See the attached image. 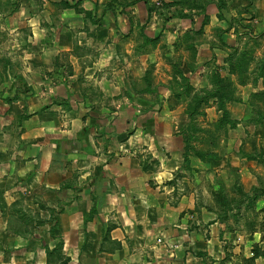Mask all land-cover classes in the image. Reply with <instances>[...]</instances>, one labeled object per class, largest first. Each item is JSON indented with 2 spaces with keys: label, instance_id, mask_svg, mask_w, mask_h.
<instances>
[{
  "label": "crops",
  "instance_id": "0c3cea01",
  "mask_svg": "<svg viewBox=\"0 0 264 264\" xmlns=\"http://www.w3.org/2000/svg\"><path fill=\"white\" fill-rule=\"evenodd\" d=\"M93 1L83 0L84 8ZM225 2L194 0L181 15L169 13L163 26L170 29L163 32L174 39L201 33L204 42H191L194 68L181 72L193 86L207 77L203 90L215 88L214 76L231 77L237 99L222 100L230 114L232 103L262 102L264 0H239L235 10ZM138 3L145 14V4ZM44 6V18L37 17L33 0H16L11 19L0 10V264H264V209L243 204L224 212L221 206L227 201L223 172L236 175L235 191L259 186L264 136L249 134L254 149H231L230 129L238 135L241 125L231 113L235 125L221 126L219 151L194 147L203 156L189 151L184 160L172 108L170 114H125L133 104L127 98L117 116H88L76 96L84 93L81 81L115 76L106 65L124 56L73 52L87 38L80 31L76 36L75 23L98 22H76L69 8ZM54 12L56 20L49 15ZM118 20L105 27L127 32ZM109 44L116 46L115 39ZM155 60V71H163L165 60ZM204 61L213 63L210 70ZM248 86L254 89L249 96ZM143 90L159 98L143 101L149 106L165 107L172 99L164 83ZM218 103L208 102L204 110ZM215 189L223 190L222 200Z\"/></svg>",
  "mask_w": 264,
  "mask_h": 264
},
{
  "label": "rangeland",
  "instance_id": "374dc122",
  "mask_svg": "<svg viewBox=\"0 0 264 264\" xmlns=\"http://www.w3.org/2000/svg\"><path fill=\"white\" fill-rule=\"evenodd\" d=\"M15 1L16 0H0L1 14L5 13L4 16L8 19H11L13 16L12 7ZM141 1L145 4V14H143L138 7V2ZM220 1L229 2L228 7H233L234 10L238 8L237 3L239 0ZM82 2L83 0H71L70 2L68 0H33V4L38 9L37 17L44 18V5H49L55 8V11L57 12H61L58 10L60 8H69L68 12L71 17L76 18V22L77 19H81L84 24L88 21L94 24L98 22L96 27L92 24L90 27L85 26L83 28H81L80 24V26H78L77 23H75L76 26L74 30L76 36L78 35L77 32L80 31L82 33L81 36L87 38L82 39L83 42L80 46L74 45L73 52L77 54L82 52L88 54L91 52L90 54L98 56H107L110 52H113L118 55L123 54L121 56H124L123 59L120 57L115 62L112 61V65H106L108 72L109 69L117 72L115 76L103 73L97 76L95 75L96 77H89L86 80L81 81V88L83 87L84 93L77 92L76 96L82 99V103L86 106L87 115L90 117L105 114L117 116L120 114L123 103L127 98L131 99L133 104L125 114L142 115L148 111L158 114L161 110H163V113L170 114L167 110H169L168 108H172V110L175 111L174 113L171 112L170 115L176 120L177 130L180 131L182 139L183 134L184 136L185 134H188L191 137L190 144L193 148L196 147L198 150L209 151L211 153H214V151L217 150L219 151L221 145H223V129H221L222 127L216 123L215 119L218 116H221V110L213 107L205 111L203 107L204 104L217 100L216 97H213L214 95H210V92L214 91L215 88L208 90L202 89L204 83L207 82V77L202 84L193 86L188 77H185L187 79L186 81H181L177 74L174 73L176 70L178 71V69H180V71L181 69L186 71L189 68H194L191 62V53H193L191 42L193 43V40L204 42L205 38H203L199 31L194 34L187 33L179 36L177 39H174L171 35H167L166 31L163 32L164 30L170 29L163 26V22L168 17L169 13L174 16L180 15L184 8L192 6L194 0H173V2L168 0H150L149 2L148 0H94V6H91L90 9H87L86 7L84 8ZM171 3H176V5H172ZM140 5L143 6L142 3H140ZM197 5H201V2L197 1ZM105 11L111 12H109L108 15H104ZM49 15H52V18L55 20L58 19L56 12L52 14L49 13ZM194 15L197 17V21H199L198 16H200V12L194 11ZM117 17L119 18L118 21L126 24L127 32L119 31V33L117 31L120 28L116 30V26L113 25L111 26L112 29L105 27L108 23L111 24L113 20L116 21ZM127 21L131 24H127ZM53 31L58 32L59 29L54 28ZM145 33H148L150 36H147ZM160 35H162V37L159 39L158 36ZM62 37L63 36L60 35L58 40H63ZM93 37H97L100 42L97 41L96 44L93 43L95 41V38ZM111 38L115 39L116 46L109 44ZM168 40L169 42H167ZM39 46L40 45H36L35 47L39 49ZM25 49L27 50L26 47ZM129 55H131V59H128ZM155 55L156 57L161 56V58L165 60V63H167L166 67L162 66L163 71L161 69L155 71L157 64ZM110 56H113V54ZM136 59L137 63L135 62ZM140 59H142V62H140ZM149 59L152 61H149ZM143 61L145 64H143ZM203 64H207L209 70L213 66V63L208 64L207 61H204ZM111 66L112 68H110ZM197 66L198 65H196V67ZM214 70H216V68L211 70V72ZM163 73L164 75L166 73L164 76V82L161 80L163 79ZM166 76H168V78H165ZM78 78L79 77L76 79L78 80ZM208 78V81L211 80V76L208 75ZM214 79H216L215 76L213 77V80ZM223 79V88L229 95L227 98L230 97L231 99H237V96L232 95L233 87L231 85V77H225ZM95 80H97V82H95ZM83 83H85L84 86H82ZM163 83L171 88V98L173 99L169 100V102L167 100L165 103L167 109L161 106L159 108V105H156L155 102L150 106L146 102H143L147 99L150 102L159 99L154 92L146 94L143 90L146 86L157 87ZM181 85H186L187 87L185 88ZM260 86L261 84L257 85L255 90H259ZM252 90H254L253 87L248 86L246 94L249 96L248 93L252 92ZM262 92L264 91L258 93L259 99L257 100H262L263 102L264 95L259 96ZM174 93H178L179 96L175 97ZM81 94H86V97L82 96L81 98ZM174 97L176 98L175 100ZM197 98H201L203 101L199 102V110L192 115V113H189V108ZM250 99L252 102V97H250ZM262 102L259 101L258 105L256 104L257 106H252L250 104L247 105V101L245 104L244 102L236 104L232 103L229 107L232 111V115L238 118L241 124L236 127L240 129L238 135L235 133L237 131L230 129V136L232 137V140L234 138V141H230L231 149H241L242 147H251L254 149L255 147L252 138L250 139L252 133H261L264 136V103ZM62 107L64 106L62 105ZM227 112L229 114V111ZM231 113L229 114V119H231ZM243 133L246 134L247 137L244 138V136H241ZM227 135H229L228 132L226 133V137ZM262 139H264V137H262ZM262 143L264 144V141ZM261 159L264 160V158ZM260 161L261 160L259 159H255L254 162H256L257 165H260L259 163L261 162L264 163V161ZM262 173V175H259L261 181L258 179L257 185L259 186H257L256 189L253 191L238 192L237 190H234L236 175L223 172L221 180H223L224 192L226 193L223 195L227 196V201L223 205V207H225L224 212L241 209L244 207L243 204L252 208L256 207L264 209V204L261 202L257 203L258 199L264 198V172ZM215 191H221L222 195L223 190L215 189Z\"/></svg>",
  "mask_w": 264,
  "mask_h": 264
},
{
  "label": "trees",
  "instance_id": "16d2710c",
  "mask_svg": "<svg viewBox=\"0 0 264 264\" xmlns=\"http://www.w3.org/2000/svg\"><path fill=\"white\" fill-rule=\"evenodd\" d=\"M183 16H186V15H183ZM174 73L177 74V76L179 77V79L181 81H183V80L186 81L187 80L185 78V76H183V74L180 71V69H178V71L176 70ZM215 77H216V79H214V83L216 84L215 85V89H214V91L210 92V95H214L213 97H216L217 100H219V103L217 105V108L219 110H221V116L219 117V119H218V121L216 123L218 125H220V126H222L224 124H228L229 126H234L235 125V121H233L232 119H229V114H228L227 110L224 108L223 102H222L223 98H227V96H229L228 93H226V90L223 88V83L222 82L224 81V79L223 78H220V77H217V76H215ZM177 85H179V84H177ZM182 87H185L186 88L187 86L186 85H183ZM174 96L177 97V96H179V94L178 93H174ZM201 98H203V97H201ZM201 98H197L196 100H194L193 105L190 106V108H189L190 109V112L189 113H192V115L195 112H197V110H199V108H200V103L199 102L203 101ZM183 139H184V157H185L184 160H187L186 154H188L189 151H192L193 153H195L198 156H203V154H201L200 152H196L194 150V148L190 144L191 137L188 134H185V136L183 134ZM214 195L219 200H222L221 191H216L214 193ZM224 204H225V202H222L221 203V206H223Z\"/></svg>",
  "mask_w": 264,
  "mask_h": 264
}]
</instances>
